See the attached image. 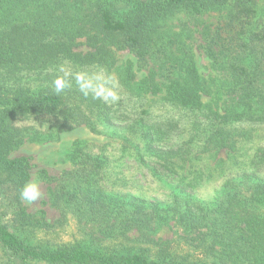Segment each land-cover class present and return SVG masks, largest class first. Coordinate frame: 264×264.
I'll list each match as a JSON object with an SVG mask.
<instances>
[{"label": "trees", "instance_id": "obj_1", "mask_svg": "<svg viewBox=\"0 0 264 264\" xmlns=\"http://www.w3.org/2000/svg\"><path fill=\"white\" fill-rule=\"evenodd\" d=\"M230 3L231 0H0V190L3 193L6 186L11 191L10 199L16 201L12 220L18 229L47 224L35 220L22 205L20 189L29 179V164L27 157H9L25 137L14 121L49 115L56 128L50 135H57L81 124L91 125L90 114L111 120L110 110L101 100L88 96L79 102L78 92L72 88L55 94L56 75L48 70L56 60L69 58L76 64L112 66L115 52L126 50L134 56L138 68L144 67L152 56L161 22L180 12L204 14L227 8ZM253 5L254 0H235L228 22L238 23L235 39L230 46L213 49V37L207 47V54L230 78L224 98L209 92L191 61L183 64L185 74L168 77L164 85L166 101L203 113L204 130L198 136L204 139L205 148L233 150L236 140L230 126L241 122L264 124V58L250 45L262 41L264 35L246 27L254 15ZM248 32L252 33L250 43L241 41L240 34ZM82 38L84 42L79 41ZM82 43L88 50L75 51ZM132 64L127 62L126 79L135 76ZM23 71L42 74L37 78L40 83L33 87L22 82ZM154 74L150 72L140 82L141 91H161ZM208 96L210 101L205 100ZM176 129V121L166 120L150 123L142 133L154 155L171 160L182 158L188 149L179 145L156 150L153 133L170 137ZM84 159L88 168L51 188L54 201L96 223L100 228L98 241L117 243L121 237L134 234L153 248L122 246L120 250L113 247L103 251L80 243L55 248L35 246L28 236L20 237L0 222V248L18 258L19 264L34 260L45 264H264V181L231 186L222 201L199 202L191 197L183 204L176 201L169 216L159 210L155 201L105 194L92 175L103 169L104 159L92 160L88 155ZM255 163L264 164V148L255 155ZM168 219L181 234L173 240H156L155 226L158 222L168 224Z\"/></svg>", "mask_w": 264, "mask_h": 264}, {"label": "rangeland", "instance_id": "obj_2", "mask_svg": "<svg viewBox=\"0 0 264 264\" xmlns=\"http://www.w3.org/2000/svg\"><path fill=\"white\" fill-rule=\"evenodd\" d=\"M234 1L231 0L230 6L218 11L198 15L180 12L161 22L157 27L152 56L144 67L138 68L134 56L126 50L115 52V63L112 66L76 64L69 58L56 60L48 70L55 75L57 67L63 62H67L74 71L103 70L118 82L117 91L121 99L115 104H106L110 110V121L90 114L91 125L81 124L57 135H50L56 132V128L53 117L49 115L19 117L14 121L15 126L23 130L25 137L11 150L9 157L28 158L27 182H38L41 191L38 200L32 203L22 200V205L35 220H41L47 226L18 229L12 220L16 201L10 199L11 191L8 192L6 186L3 193L0 190V222L18 236H28L30 243L35 246L55 248L80 243L90 248L98 247L103 251L112 250L113 247L120 250L122 246L152 249V246L142 242L134 234L121 237L117 243L98 241L100 228L96 223L80 218L74 210L54 201L51 188L65 182L77 171L81 173L83 168H88L85 155L92 160L97 157L104 159L103 169L92 175L105 194L135 196L149 203L155 201L159 210L169 216L176 201L183 204L190 197L199 202L222 201L231 186L264 181V164L255 163V155L264 148L263 123L241 122L230 126L236 140L233 150L213 149L212 146L205 148L204 139L198 136L204 130L203 113L173 104L163 97L167 78L185 74L183 64L192 62L209 92L224 98L230 86V78L207 54V47L213 37V49L230 46L231 40L235 39L234 31L238 28V23L235 21L228 24ZM253 7L254 15L249 18L246 27L252 32L264 35V0H254ZM251 34L241 33L240 40L250 43ZM79 41L84 42V39ZM250 45L254 46H250L251 50L254 48L257 55L264 58V39ZM87 50L83 43L75 48V51ZM128 61L133 62L132 69L135 74L130 79H126L125 71ZM150 72L155 73V81L161 88L159 93L140 90V82ZM22 73L21 79L25 84L36 87L40 83L37 78L42 74L36 76L37 73ZM71 88L77 90L80 102L85 96L74 81ZM210 98L208 96L205 100L210 101ZM85 104L82 103L81 106ZM166 120L176 121L178 129L170 137L164 138L153 133L152 144L156 150L186 146L188 150L182 158L163 160L148 148L143 129L146 130L150 123ZM35 136L39 138L35 139ZM69 172L72 174H68ZM167 223L158 222L159 225L155 226L153 237L156 240H173L181 234L170 220ZM19 263L18 258L0 248V264ZM28 264L45 263L34 260Z\"/></svg>", "mask_w": 264, "mask_h": 264}, {"label": "clouds", "instance_id": "obj_3", "mask_svg": "<svg viewBox=\"0 0 264 264\" xmlns=\"http://www.w3.org/2000/svg\"><path fill=\"white\" fill-rule=\"evenodd\" d=\"M73 81L85 97L91 96L92 99L101 100L105 104H115L121 99L117 91L119 84L114 77L106 75L103 70L74 71L67 62H63L57 67V75L53 80L55 94H60L66 88H71ZM40 196L41 191L36 181L27 182L20 189L21 199L29 203L38 200Z\"/></svg>", "mask_w": 264, "mask_h": 264}]
</instances>
